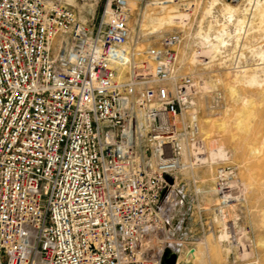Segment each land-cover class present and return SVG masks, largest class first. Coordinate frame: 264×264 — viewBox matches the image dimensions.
Here are the masks:
<instances>
[{"label":"built area","instance_id":"built-area-1","mask_svg":"<svg viewBox=\"0 0 264 264\" xmlns=\"http://www.w3.org/2000/svg\"><path fill=\"white\" fill-rule=\"evenodd\" d=\"M198 1L103 0L87 23L60 0H0V264H178L179 205L209 225L196 170L217 162L223 220L232 170L202 136L185 34L141 47L130 25L142 5Z\"/></svg>","mask_w":264,"mask_h":264},{"label":"rangeland","instance_id":"rangeland-1","mask_svg":"<svg viewBox=\"0 0 264 264\" xmlns=\"http://www.w3.org/2000/svg\"><path fill=\"white\" fill-rule=\"evenodd\" d=\"M60 1L87 23L96 18L103 2ZM211 1L200 0L190 10L174 3L142 5L132 11L130 25L141 47L157 43L164 33L183 31L182 68L203 82L196 97L202 136L208 148L222 147L225 164L232 170L228 183L234 186L223 191L231 194L223 220L213 212L222 196L217 189H223L216 179L219 162L196 170L197 188L205 191L202 216L209 225L199 224L195 203L186 196L179 205V217L187 220L176 237L181 248L179 264H264V0L234 4L217 0L209 8ZM227 6L236 7L233 21L222 15ZM167 9L178 19L169 21L163 13ZM179 188L193 193L192 187ZM231 220L235 240L221 235Z\"/></svg>","mask_w":264,"mask_h":264},{"label":"bare ground","instance_id":"bare-ground-1","mask_svg":"<svg viewBox=\"0 0 264 264\" xmlns=\"http://www.w3.org/2000/svg\"><path fill=\"white\" fill-rule=\"evenodd\" d=\"M210 5L208 6L209 8L211 7V8H213V5H215V4H217V0H213V1H211V3H209ZM162 7V9H164L165 7H167V6H161ZM168 8V7H167ZM210 9H208V11H209ZM235 10H236V7H234V6H227L226 8H224V11H223V14L222 15H224V17L228 20V21H233L234 19H235ZM165 12H163V13H165V15H166V13H167V17H168V20L169 21H174L177 17H178V14H173L172 12H173V10H171V9H167V10H164ZM166 17V16H165ZM237 18V17H236ZM178 19V18H177ZM160 20V19H159ZM178 21V20H177ZM209 45V44H208ZM211 45V44H210ZM215 46V45H214ZM212 47V46H211ZM212 49H213V47H212ZM215 49V48H214ZM213 49V50H214ZM211 54V53H210ZM210 157L211 158H213V159H224L225 158V153L223 152V149H222V147H216V148H212V149H210ZM259 172V171H258ZM231 181V180H230ZM233 186H234V183L232 182V184H227L226 185V188H233ZM231 190V189H230ZM228 192V191H227ZM229 195H231V194H229ZM226 196H227V194H226ZM224 238V237H223ZM179 261V258H178V260H177V262ZM178 264H179V262H178Z\"/></svg>","mask_w":264,"mask_h":264},{"label":"water","instance_id":"water-1","mask_svg":"<svg viewBox=\"0 0 264 264\" xmlns=\"http://www.w3.org/2000/svg\"><path fill=\"white\" fill-rule=\"evenodd\" d=\"M177 254L175 252H170L169 250L165 251L162 257V264H175Z\"/></svg>","mask_w":264,"mask_h":264}]
</instances>
